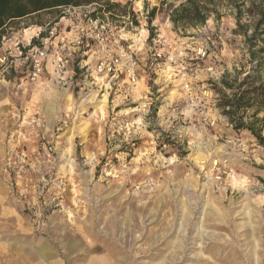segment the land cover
<instances>
[{
	"label": "rangeland",
	"instance_id": "obj_1",
	"mask_svg": "<svg viewBox=\"0 0 264 264\" xmlns=\"http://www.w3.org/2000/svg\"><path fill=\"white\" fill-rule=\"evenodd\" d=\"M114 1L0 46V264H264V147L213 89L245 64L234 19L176 32L162 0Z\"/></svg>",
	"mask_w": 264,
	"mask_h": 264
},
{
	"label": "trees",
	"instance_id": "obj_2",
	"mask_svg": "<svg viewBox=\"0 0 264 264\" xmlns=\"http://www.w3.org/2000/svg\"><path fill=\"white\" fill-rule=\"evenodd\" d=\"M167 16L176 32L197 29L212 19L223 16L235 21V32L242 37L245 64L232 71H225L214 86L216 108L234 130L248 131L264 147V0H166ZM92 6L87 13L89 19L104 22L102 12L116 20L117 14L128 7L114 0H0V46L20 21L37 17L42 12ZM153 7L146 20L155 14ZM133 15V12L129 14ZM62 14L58 15V18ZM134 16V15H133ZM107 20V19H106ZM137 23V22H135ZM43 35V34H41Z\"/></svg>",
	"mask_w": 264,
	"mask_h": 264
},
{
	"label": "built area",
	"instance_id": "obj_3",
	"mask_svg": "<svg viewBox=\"0 0 264 264\" xmlns=\"http://www.w3.org/2000/svg\"><path fill=\"white\" fill-rule=\"evenodd\" d=\"M37 53V51H36ZM42 56H44V53L40 50L38 51V55H35V56H32V57H29L27 56V60H29L30 62V69H31V75L34 77H37L41 71H42V62H41V59H42ZM54 65L56 67V70L59 72V71H62L63 69V63H62V60L60 57H57V59L54 61ZM99 70H102V65L99 66Z\"/></svg>",
	"mask_w": 264,
	"mask_h": 264
},
{
	"label": "crops",
	"instance_id": "obj_4",
	"mask_svg": "<svg viewBox=\"0 0 264 264\" xmlns=\"http://www.w3.org/2000/svg\"><path fill=\"white\" fill-rule=\"evenodd\" d=\"M69 247L72 248V244H70Z\"/></svg>",
	"mask_w": 264,
	"mask_h": 264
}]
</instances>
